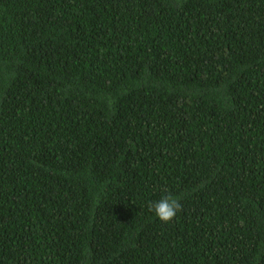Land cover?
Wrapping results in <instances>:
<instances>
[{
	"label": "trees",
	"instance_id": "trees-1",
	"mask_svg": "<svg viewBox=\"0 0 264 264\" xmlns=\"http://www.w3.org/2000/svg\"><path fill=\"white\" fill-rule=\"evenodd\" d=\"M0 264H264V0H0Z\"/></svg>",
	"mask_w": 264,
	"mask_h": 264
},
{
	"label": "clouds",
	"instance_id": "clouds-1",
	"mask_svg": "<svg viewBox=\"0 0 264 264\" xmlns=\"http://www.w3.org/2000/svg\"><path fill=\"white\" fill-rule=\"evenodd\" d=\"M150 210L155 213L160 221L169 223L177 213L182 210V205L178 198L172 195H165L159 201L149 205Z\"/></svg>",
	"mask_w": 264,
	"mask_h": 264
}]
</instances>
